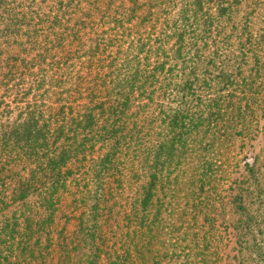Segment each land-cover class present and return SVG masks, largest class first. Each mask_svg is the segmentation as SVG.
Listing matches in <instances>:
<instances>
[{
	"label": "trees",
	"instance_id": "1",
	"mask_svg": "<svg viewBox=\"0 0 264 264\" xmlns=\"http://www.w3.org/2000/svg\"><path fill=\"white\" fill-rule=\"evenodd\" d=\"M261 2L0 0V264L164 262L161 196L237 95L230 61L262 68ZM169 235L168 263H208Z\"/></svg>",
	"mask_w": 264,
	"mask_h": 264
},
{
	"label": "rangeland",
	"instance_id": "2",
	"mask_svg": "<svg viewBox=\"0 0 264 264\" xmlns=\"http://www.w3.org/2000/svg\"><path fill=\"white\" fill-rule=\"evenodd\" d=\"M261 3L262 16L256 20L259 29L264 27V0ZM246 59L248 63L230 61L241 64L240 70H233L239 76L233 86L237 95L230 98L219 127L202 132L204 144L190 152L197 156L182 168L179 185H167L161 196L167 204V219L151 248L165 250L162 264H170L166 256L173 248L169 231L185 238L192 249L187 254L197 255L195 261L200 254H209L207 264H264V57L262 68L254 58ZM158 105L156 101L149 108L156 118ZM206 143L211 145L206 147ZM205 160L213 165L205 166ZM251 166L257 167L256 174ZM240 192L245 194L244 211L232 203ZM114 225L126 229L123 217Z\"/></svg>",
	"mask_w": 264,
	"mask_h": 264
}]
</instances>
